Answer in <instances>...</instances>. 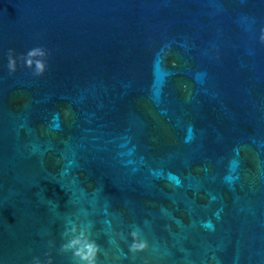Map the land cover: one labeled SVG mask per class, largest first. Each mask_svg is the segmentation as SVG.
Wrapping results in <instances>:
<instances>
[{"label": "clouds", "instance_id": "1", "mask_svg": "<svg viewBox=\"0 0 264 264\" xmlns=\"http://www.w3.org/2000/svg\"><path fill=\"white\" fill-rule=\"evenodd\" d=\"M260 39L264 41V35H261ZM47 55L48 52L46 49L37 46L21 54L19 59L23 61L26 67L33 68L34 75L40 76L43 75L47 69L46 59H43V57H47ZM36 57H42V59H36ZM7 67L10 72H15L17 69V58L13 55V50L11 49L8 53ZM130 235L132 237V243L129 246V251L133 253L142 252L149 247L148 241L141 239L139 230L131 231ZM66 251H72L73 256L78 258L82 264H97L100 246L94 239L90 238L86 231H81L78 235L61 245V252ZM32 264H42V262L37 257L33 258ZM47 264H52L51 257H49Z\"/></svg>", "mask_w": 264, "mask_h": 264}]
</instances>
